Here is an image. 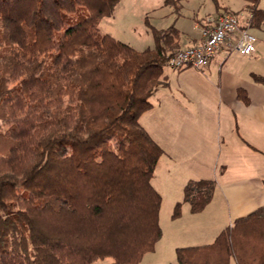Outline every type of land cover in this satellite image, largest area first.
Returning a JSON list of instances; mask_svg holds the SVG:
<instances>
[{
  "label": "trees",
  "instance_id": "obj_1",
  "mask_svg": "<svg viewBox=\"0 0 264 264\" xmlns=\"http://www.w3.org/2000/svg\"><path fill=\"white\" fill-rule=\"evenodd\" d=\"M246 1L249 27H260V0ZM119 2L0 0V264H139L162 237L152 177L163 149L139 118L179 32L152 28L142 51L102 33ZM214 189L190 180L184 201L200 212ZM176 254L264 264V207Z\"/></svg>",
  "mask_w": 264,
  "mask_h": 264
},
{
  "label": "crops",
  "instance_id": "obj_2",
  "mask_svg": "<svg viewBox=\"0 0 264 264\" xmlns=\"http://www.w3.org/2000/svg\"><path fill=\"white\" fill-rule=\"evenodd\" d=\"M243 13L241 25L245 26L249 16L247 11ZM210 17L216 15L196 19L192 29L177 25L179 46L200 42L203 21ZM253 30L261 35L262 28ZM261 50L258 44L252 56L220 52L202 69L164 68L163 83L150 98L152 107L139 118L163 149L152 177L162 196L160 210L170 205L171 215L182 202L181 217L171 218L168 224L167 241L173 249L213 243L237 219L264 207V82L258 80L264 78ZM242 59L247 67L242 68ZM201 179H216L214 196L202 211L192 212L190 203L183 202L184 188L190 180ZM233 262L237 264L234 258L230 264Z\"/></svg>",
  "mask_w": 264,
  "mask_h": 264
},
{
  "label": "rangeland",
  "instance_id": "obj_3",
  "mask_svg": "<svg viewBox=\"0 0 264 264\" xmlns=\"http://www.w3.org/2000/svg\"><path fill=\"white\" fill-rule=\"evenodd\" d=\"M167 1L168 0H121L115 8L116 11L113 12L112 15L105 16V18L101 20L100 31L102 33L109 31L116 38L125 43H130L135 49L142 51L146 48L154 47L155 45L152 28L167 29L171 26L176 27L180 25L186 30L192 29L196 19H203L209 13L217 16L222 11H231L242 20L244 17L243 11L249 12L250 6L246 0ZM260 7L264 8V0H260ZM205 20H207V18ZM261 26L258 27L262 28V31H260L261 35L259 37L256 35L259 39L257 41V50L259 44L262 49L260 54L264 55V22ZM251 28L250 30L253 33L259 32L253 30L255 27L253 29ZM244 67H247V64L245 60L242 59V68ZM168 69L169 66L166 65L165 70ZM258 80L264 82V78L259 77ZM4 128L5 126L0 120V130ZM214 181L216 184V179H214ZM169 207L170 205H165L163 206V210H160V224L163 228V234L160 238L161 241L157 253L154 251L147 252L140 261V264H180L177 259L176 248L173 249L167 240L169 238L168 224L171 222V218L175 220L181 217V214L178 217H173V210L172 214L169 215ZM164 229L166 232H164ZM112 261V258L107 257L98 259L92 264H109ZM233 264H235V262H233Z\"/></svg>",
  "mask_w": 264,
  "mask_h": 264
},
{
  "label": "built area",
  "instance_id": "obj_4",
  "mask_svg": "<svg viewBox=\"0 0 264 264\" xmlns=\"http://www.w3.org/2000/svg\"><path fill=\"white\" fill-rule=\"evenodd\" d=\"M241 25L240 18L231 11H222L215 18L204 21L202 40L197 44L178 47L167 54V66L173 69L193 67L202 69L220 52L230 55L235 51L244 56L257 52L258 38L249 23Z\"/></svg>",
  "mask_w": 264,
  "mask_h": 264
}]
</instances>
